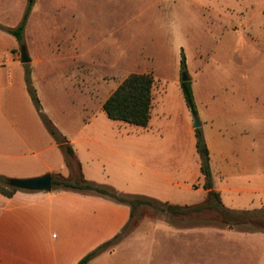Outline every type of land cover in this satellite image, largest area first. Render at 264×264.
Returning a JSON list of instances; mask_svg holds the SVG:
<instances>
[{
    "label": "crops",
    "instance_id": "0c3cea01",
    "mask_svg": "<svg viewBox=\"0 0 264 264\" xmlns=\"http://www.w3.org/2000/svg\"><path fill=\"white\" fill-rule=\"evenodd\" d=\"M38 7L39 0H35L26 26ZM80 41L77 42L78 52L86 57L90 51H84ZM31 58L34 85V71L42 59L39 55L34 57L33 53ZM14 61L17 60L14 58ZM83 66L90 68L87 62ZM2 70L0 67V175L8 178H29L45 173L68 176L64 151L39 116L27 90L25 71L3 80ZM178 72L172 77L157 71L152 73L156 83L149 124L136 126L144 132H155L161 137L162 148L166 145L175 152L172 156L152 155L147 144L139 143L134 151L144 163L142 171L131 176L125 167L126 154L130 151L126 136L134 125L110 119L103 107L128 74L113 76L115 80L108 81L105 98L93 106L92 93L89 104L67 107L65 98H43L34 87L43 111L73 146L86 179L112 186L123 194L131 193V185L137 184L144 189L140 191L142 196L170 204L195 205L205 199L207 190L203 187L196 149L194 116L186 104L180 70ZM87 79L82 80L86 83ZM192 87L210 152L215 191L229 209L264 208V118L259 125L255 90L249 84L244 94L215 98L214 95L208 97L206 90L194 82ZM85 151L94 162L91 173L85 169ZM198 197L201 199L197 203H179L180 198ZM130 216V207L123 203L71 190H19L12 197L0 193V264H77L118 235ZM172 227L187 231L186 234L201 229L240 236L231 246L240 249L228 251L229 242L224 239L191 241L195 245H188L185 264H264V240L246 238L252 231L213 224ZM199 246L211 250L193 249L192 256L188 254ZM114 252L116 248L101 253L89 264H114ZM229 252L238 257H228Z\"/></svg>",
    "mask_w": 264,
    "mask_h": 264
},
{
    "label": "rangeland",
    "instance_id": "374dc122",
    "mask_svg": "<svg viewBox=\"0 0 264 264\" xmlns=\"http://www.w3.org/2000/svg\"><path fill=\"white\" fill-rule=\"evenodd\" d=\"M64 2L39 0V7L24 32L22 45L30 48L29 56L33 53L34 57L39 55L42 59L33 80L43 98H65V105L73 107L74 104H89L92 93L93 106L105 98L108 81L113 82L114 77L142 71L153 74L157 71L172 77L179 70L182 76L179 67L183 51L187 62L185 72L191 82L206 90L208 97L241 95L250 84L257 96L259 125L262 122L264 0ZM27 4L28 0H0V25L16 27ZM79 40L84 51H90L86 57L78 52ZM22 45L15 36L0 28L3 80L17 73L24 74V71L26 75V70L31 69V62L22 64L20 61ZM86 62L88 69L83 66ZM84 78H88L86 83ZM133 128L126 136L130 151L126 154L125 167L130 176L142 171L144 159L134 151L139 143L147 144L152 155L172 156L175 152L166 145L162 148L161 137L155 132H144L136 125ZM83 159L87 173H91L94 162L86 151ZM136 185H131V193L126 194L140 196L144 189ZM200 199L180 198L179 203H197ZM202 224L223 226L213 212L186 217L172 215L160 206L141 205L111 246L116 248L112 255L114 264H185L187 247L195 245L191 241L197 240L224 239L229 242L227 251L237 248L231 247L240 238L237 233L200 229L186 234L187 231L172 227ZM251 233H247L246 238L264 240L262 231ZM193 249L211 250L194 247L188 253L190 256ZM227 256L238 257L230 252Z\"/></svg>",
    "mask_w": 264,
    "mask_h": 264
},
{
    "label": "trees",
    "instance_id": "16d2710c",
    "mask_svg": "<svg viewBox=\"0 0 264 264\" xmlns=\"http://www.w3.org/2000/svg\"><path fill=\"white\" fill-rule=\"evenodd\" d=\"M34 2L35 0H28L24 15L16 27L0 25L1 29L15 36L21 45L24 43V32ZM180 67L183 72L187 67L186 57L183 51L181 52ZM25 81L27 90L44 126L64 151L66 166L69 170L68 176L53 174L52 190H71L83 194L98 195L112 199L118 203L129 205L131 216L128 224L123 230L129 225L137 208L141 205H151L163 207L164 210L176 216L192 217L213 212L216 215L217 221L228 229H240L243 231L258 230L264 233V208L253 210L229 209L223 204L220 194L215 191L210 163V152L201 126L195 128L196 149L204 180L203 187L207 190L206 197L201 203L195 205H178L161 202L147 196L123 194L112 186L98 184L85 178L81 163L76 157L73 146L68 143L66 136L60 132L54 122L43 111L39 96L33 85L30 68L26 70ZM155 83L156 80L152 73H130L105 101L103 107L108 117L112 120L122 121L140 127H147L151 117L152 93ZM180 84L189 110L193 116H198L199 112L191 80H181ZM8 179V177L0 175V193L4 196L12 197L19 190L9 186L7 184ZM118 236L119 234L95 248L77 264H89L101 253L111 251V246Z\"/></svg>",
    "mask_w": 264,
    "mask_h": 264
},
{
    "label": "water",
    "instance_id": "95a60500",
    "mask_svg": "<svg viewBox=\"0 0 264 264\" xmlns=\"http://www.w3.org/2000/svg\"><path fill=\"white\" fill-rule=\"evenodd\" d=\"M31 57L28 54L27 48L21 46V63L27 64L31 62ZM182 81H189L190 77L187 72H182ZM201 122L198 116H194V127H200ZM7 184L11 187L17 188L22 191L29 192H50L53 188V175L51 173H45L40 176L29 178H9Z\"/></svg>",
    "mask_w": 264,
    "mask_h": 264
}]
</instances>
